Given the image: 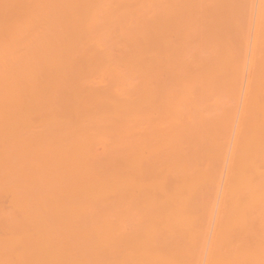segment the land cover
I'll list each match as a JSON object with an SVG mask.
<instances>
[{
    "label": "bare ground",
    "instance_id": "1",
    "mask_svg": "<svg viewBox=\"0 0 264 264\" xmlns=\"http://www.w3.org/2000/svg\"><path fill=\"white\" fill-rule=\"evenodd\" d=\"M0 264H264V0H0Z\"/></svg>",
    "mask_w": 264,
    "mask_h": 264
}]
</instances>
